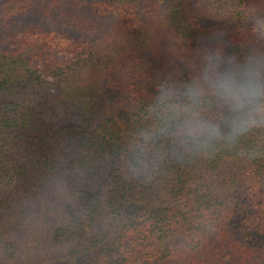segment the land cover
Wrapping results in <instances>:
<instances>
[{
  "label": "trees",
  "instance_id": "trees-1",
  "mask_svg": "<svg viewBox=\"0 0 264 264\" xmlns=\"http://www.w3.org/2000/svg\"><path fill=\"white\" fill-rule=\"evenodd\" d=\"M257 19L264 0H0V264H264V129L197 151L152 110L210 54L264 60Z\"/></svg>",
  "mask_w": 264,
  "mask_h": 264
},
{
  "label": "clouds",
  "instance_id": "clouds-1",
  "mask_svg": "<svg viewBox=\"0 0 264 264\" xmlns=\"http://www.w3.org/2000/svg\"><path fill=\"white\" fill-rule=\"evenodd\" d=\"M253 30L264 37V20L257 19ZM206 60L201 76L185 82L182 91L162 85L152 109L160 121L154 134L171 136L197 151L221 142L233 147L264 129V60L251 56L243 62L223 61L218 54Z\"/></svg>",
  "mask_w": 264,
  "mask_h": 264
}]
</instances>
